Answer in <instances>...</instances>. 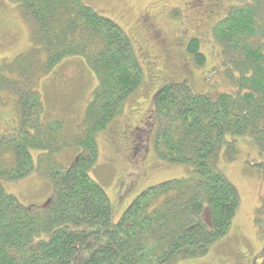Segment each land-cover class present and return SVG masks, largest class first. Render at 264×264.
I'll return each mask as SVG.
<instances>
[{
  "label": "trees",
  "instance_id": "obj_1",
  "mask_svg": "<svg viewBox=\"0 0 264 264\" xmlns=\"http://www.w3.org/2000/svg\"><path fill=\"white\" fill-rule=\"evenodd\" d=\"M9 1L29 23L30 46L7 72L15 81L3 84L18 97L19 129L0 137V179L29 175L35 149L47 152L38 155L36 170L54 190L43 205L26 207L0 186V264H167L207 253L229 232L239 206L236 188L216 167L224 138L248 135L264 147V0H237L212 29L238 73L232 91L194 92L183 80L154 93L155 154L167 164L189 166L191 175L147 187L117 221L89 171L98 155L96 133L121 114L141 84L132 42L81 0ZM186 52L198 64L205 61L197 38L187 40ZM74 56L83 57L98 84L81 122L69 130L59 119H40L43 104L32 73L47 74ZM71 147L81 153L70 166L49 157ZM255 264H264V246Z\"/></svg>",
  "mask_w": 264,
  "mask_h": 264
},
{
  "label": "rangeland",
  "instance_id": "obj_2",
  "mask_svg": "<svg viewBox=\"0 0 264 264\" xmlns=\"http://www.w3.org/2000/svg\"><path fill=\"white\" fill-rule=\"evenodd\" d=\"M109 18L130 38L142 68V81L125 100L123 110L96 133L98 155L90 177L106 192L113 221L147 187L166 180L184 179L191 168L167 164L154 151L157 122L152 118V97L164 84L186 80L194 92L215 96L232 91L238 76L227 63L211 29L237 0H81ZM199 40L205 61L198 64L186 52L189 38ZM30 46V27L16 2L0 0V137L19 129L17 96L3 88L15 81L8 70L14 58ZM32 73L40 94L41 120L59 119L73 130L80 122L97 87V78L83 57L65 58L47 74ZM13 78V79H9ZM165 82V83H164ZM226 137L216 155V167L236 188L239 206L229 232L200 257H177L167 264H255L264 246V147L251 136ZM133 152V155H132ZM33 170L17 181L0 179L5 193L26 207L41 206L53 194L51 181L36 170L37 157L47 153L30 150ZM80 149L64 148L49 157L61 165L76 161ZM208 205L203 207L211 226Z\"/></svg>",
  "mask_w": 264,
  "mask_h": 264
},
{
  "label": "flooded vegetation",
  "instance_id": "obj_3",
  "mask_svg": "<svg viewBox=\"0 0 264 264\" xmlns=\"http://www.w3.org/2000/svg\"><path fill=\"white\" fill-rule=\"evenodd\" d=\"M223 17H224V16H222L221 18H219V19L217 20V22H219ZM217 22H216V23H217ZM216 23H215V24H216ZM215 24H214V25H215ZM214 25H213V27H214ZM213 27H212V29H213ZM212 29H211V33H212ZM132 155H133V152H132Z\"/></svg>",
  "mask_w": 264,
  "mask_h": 264
},
{
  "label": "water",
  "instance_id": "obj_4",
  "mask_svg": "<svg viewBox=\"0 0 264 264\" xmlns=\"http://www.w3.org/2000/svg\"><path fill=\"white\" fill-rule=\"evenodd\" d=\"M49 200V199H48Z\"/></svg>",
  "mask_w": 264,
  "mask_h": 264
}]
</instances>
